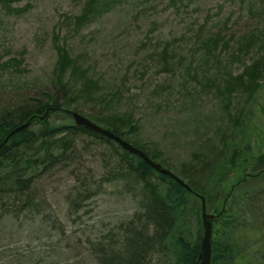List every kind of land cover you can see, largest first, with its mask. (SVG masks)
<instances>
[{"label": "rangeland", "instance_id": "obj_1", "mask_svg": "<svg viewBox=\"0 0 264 264\" xmlns=\"http://www.w3.org/2000/svg\"><path fill=\"white\" fill-rule=\"evenodd\" d=\"M252 35L258 37L248 46ZM262 59L264 0L0 5V113L55 92L62 80L83 116L129 118L137 140L160 154L166 169H190L201 187L211 185L209 166L226 146L252 136L251 149L264 157L259 95L227 93L230 81ZM121 153L78 138L68 160L37 179L29 205L14 196L0 201V264H101L103 252L122 251L143 188L120 170ZM208 192L215 206L216 192ZM249 204L264 241V183ZM147 257L159 264L158 255Z\"/></svg>", "mask_w": 264, "mask_h": 264}, {"label": "trees", "instance_id": "obj_2", "mask_svg": "<svg viewBox=\"0 0 264 264\" xmlns=\"http://www.w3.org/2000/svg\"><path fill=\"white\" fill-rule=\"evenodd\" d=\"M18 1L21 0H0V5L11 9ZM92 12L86 9L82 18L87 19ZM257 37L250 36L248 46H252ZM60 55L64 68L67 57L62 55L61 49ZM58 86L55 92L43 93L41 97L0 113V201L14 196V201L27 199L29 205L31 189L37 179L66 162L76 140L84 137L120 148V170L123 174H133L143 188L140 210L125 226L127 235L122 251L114 252L111 248L107 255L103 252L101 264H150L148 253L158 255L159 264H200L204 228L198 194L206 198L208 212L214 209L213 213L219 215L213 222L211 264H264V241L248 210L250 200L264 183V157L251 149L252 136H248L242 146H226L225 151L217 154V164L209 166L207 179L211 185L201 187L190 169L176 172L189 185L191 190H188L155 171L143 159L124 151L114 141L76 126L72 113L82 115L83 112L71 105L73 98L68 84L60 80ZM228 86L229 98L236 92L249 99L258 94L256 106L264 118L263 59L248 66ZM86 118L143 151L154 162L170 167L161 160L160 154L137 140L129 118H119L113 113L87 114ZM27 123L28 127L13 133ZM229 173L234 179L230 187L225 185L230 179ZM210 189L216 192L215 206L210 205ZM194 216L196 225L192 221Z\"/></svg>", "mask_w": 264, "mask_h": 264}, {"label": "water", "instance_id": "obj_3", "mask_svg": "<svg viewBox=\"0 0 264 264\" xmlns=\"http://www.w3.org/2000/svg\"><path fill=\"white\" fill-rule=\"evenodd\" d=\"M72 118L74 120V123L76 126L83 127L91 132H94L96 134H100L117 144H119L123 150L136 155L137 157L143 159L151 168H153L158 173L168 176L171 179H173L175 182H177L182 187L191 190L189 185L185 183L183 179H181L179 176L174 174L173 172L163 168V166L159 163L154 162L150 157H148L143 151L133 147L130 143L123 140L121 137L117 136L112 131L105 129L104 127L94 123L90 119L84 117L83 115L79 113H72ZM29 123L19 127L16 129L13 133L20 132L25 127H28ZM11 133V135L13 134ZM199 199L201 200L202 204V225L204 228V236L201 242V253H200V264H211L212 260V237H213V222L216 218L219 217V215L216 214H209L207 212V203L206 198L204 196L198 195Z\"/></svg>", "mask_w": 264, "mask_h": 264}]
</instances>
